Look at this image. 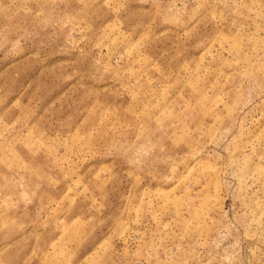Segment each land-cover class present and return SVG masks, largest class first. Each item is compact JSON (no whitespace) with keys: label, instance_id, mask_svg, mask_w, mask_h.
<instances>
[{"label":"rangeland","instance_id":"374dc122","mask_svg":"<svg viewBox=\"0 0 264 264\" xmlns=\"http://www.w3.org/2000/svg\"><path fill=\"white\" fill-rule=\"evenodd\" d=\"M0 264H264V0H0Z\"/></svg>","mask_w":264,"mask_h":264}]
</instances>
